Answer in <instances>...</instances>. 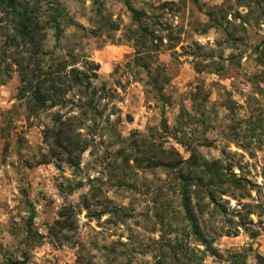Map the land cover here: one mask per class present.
I'll list each match as a JSON object with an SVG mask.
<instances>
[{"label": "rangeland", "instance_id": "rangeland-1", "mask_svg": "<svg viewBox=\"0 0 264 264\" xmlns=\"http://www.w3.org/2000/svg\"><path fill=\"white\" fill-rule=\"evenodd\" d=\"M23 1L34 46L0 13V264H262L264 0ZM35 51L98 65L93 106L20 99Z\"/></svg>", "mask_w": 264, "mask_h": 264}, {"label": "trees", "instance_id": "trees-1", "mask_svg": "<svg viewBox=\"0 0 264 264\" xmlns=\"http://www.w3.org/2000/svg\"><path fill=\"white\" fill-rule=\"evenodd\" d=\"M133 16L136 21L141 22L143 13L132 9ZM0 13L2 19L6 20L8 26H11L15 35L11 38L8 34L7 42L15 44L18 48H25L28 44L35 45L39 36L40 17L37 11L30 7L29 3L23 0H0ZM19 42V44H18ZM38 48V47H37ZM34 57L25 58L18 53V69L20 73L21 87L19 90L20 99L29 100L34 111H49L54 108H66L67 106L82 109L84 107L91 108L96 95V87L93 80L97 78L95 68L98 65L87 62L86 66H77V64L68 63L64 58H52L51 65L47 68L41 65V56L43 53L35 51ZM5 81L0 80V85ZM77 117L63 120V117H56V128H47L44 131L46 140L54 138L56 144L61 145L65 139L70 142V147L64 148L65 152L70 155V164L77 167L78 163H74L72 157L73 139L80 138L81 134L78 129L70 134L67 127ZM79 121V120H78ZM71 127V124L69 125ZM81 129V128H79ZM84 146L79 150V156L85 153ZM72 162V163H71ZM186 208L190 211L189 197L186 196ZM189 215V214H188ZM190 216V215H189ZM192 220L193 217L190 216ZM264 264V261L263 263Z\"/></svg>", "mask_w": 264, "mask_h": 264}]
</instances>
